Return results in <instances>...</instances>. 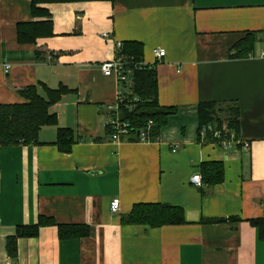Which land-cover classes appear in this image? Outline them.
I'll return each instance as SVG.
<instances>
[{
    "label": "crops",
    "instance_id": "0c3cea01",
    "mask_svg": "<svg viewBox=\"0 0 264 264\" xmlns=\"http://www.w3.org/2000/svg\"><path fill=\"white\" fill-rule=\"evenodd\" d=\"M43 6L54 34L20 43L18 24L40 20L32 0H0V104L26 101L19 91L30 85L42 96V84L71 89L50 107L58 123L40 128L39 143L0 148V264H264V240L250 222L264 216V0ZM250 32L253 52L230 57ZM128 40L143 42L144 62L156 66L160 104L177 106L157 141H114L107 132L120 87L101 64ZM210 101L238 102L239 137L249 148L200 135L199 104ZM59 128L76 134L70 152L55 144ZM206 161L225 165L224 181L211 190L191 181ZM115 197L118 212L110 207ZM141 202L179 206L186 223H122ZM40 216L55 223L19 237L11 256L8 238ZM230 217L237 219L204 221ZM58 224H88L90 234L61 239Z\"/></svg>",
    "mask_w": 264,
    "mask_h": 264
},
{
    "label": "trees",
    "instance_id": "16d2710c",
    "mask_svg": "<svg viewBox=\"0 0 264 264\" xmlns=\"http://www.w3.org/2000/svg\"><path fill=\"white\" fill-rule=\"evenodd\" d=\"M84 0H32V13L34 20L21 22L17 26L18 41L20 43H35L38 38L50 37L54 34V25L50 10L43 4L52 2H68ZM113 1V0H109ZM256 32H250L230 49V57H246L253 52ZM118 49V48H117ZM118 56L128 58L133 69L131 92H123L119 99V116L121 121L129 123V133L121 134V141H142V132L146 135V141H157L160 130L168 123L170 115L176 113L177 106H164L159 101L158 74L156 66L144 62V43L137 40L122 42L118 49ZM46 96L38 92L37 85L27 86L19 91L26 99L21 103L0 104V148L4 145L17 143H39V131L44 125L58 123L57 115L50 112V107L58 102L62 96L71 91L61 85L52 89L42 84ZM199 116L202 135L205 130V138L217 141L220 138L215 131H220L225 121L229 128L239 136L240 132V106L238 102H201L199 104ZM153 124L149 126V121ZM212 127V129H209ZM110 136L114 130L107 126ZM76 142V134L72 128H59L55 144L62 152H70ZM222 145V144H221ZM223 146V145H222ZM202 185L211 190L225 179V165L222 161H206L200 165ZM230 218L204 219L207 222L226 221ZM124 224H145L151 227L186 223L184 209L166 203L141 202L135 203L129 213L121 216ZM251 224L258 228L260 239L264 240V216L250 220ZM54 224V220L40 216L37 224L18 225L14 236L8 238L7 248L11 256L17 255V240L19 237L36 236L43 225ZM59 237L71 239L84 237L90 234L88 224H58Z\"/></svg>",
    "mask_w": 264,
    "mask_h": 264
},
{
    "label": "built area",
    "instance_id": "2783aa9c",
    "mask_svg": "<svg viewBox=\"0 0 264 264\" xmlns=\"http://www.w3.org/2000/svg\"><path fill=\"white\" fill-rule=\"evenodd\" d=\"M107 35V34H105ZM116 47L119 49L122 47V42H117ZM155 53L158 57H162L165 55V51L163 49H156ZM264 55V50H263ZM132 63L128 58H125L123 56L116 55L112 60L105 61L101 64V69L103 73L107 76H114L118 80V84L120 87V97L119 99L124 96L122 88L129 87L132 84V74L133 69L130 66ZM6 72L9 71L10 64L6 63L4 64ZM115 110L114 115L108 122V125L112 127L114 130V133L112 134L111 138L112 140L120 141L121 134H128L129 133V123L125 121L120 120L119 116V100L118 103L114 107H111ZM153 124V121H149V126ZM209 129H212V127H209ZM217 136L220 138V144H222L224 147H230L233 144H241L245 148H249V142L248 141H242L239 136L236 135L234 131L229 128L227 121L224 122L223 127L220 131H215ZM205 130H203L202 135H205ZM141 140L146 141V135L144 132L141 134ZM173 150H176V147L173 148ZM191 181L200 186L202 185V176L201 174H195L192 176ZM121 206V200L119 197L113 198L111 201V210L112 212H118L120 210Z\"/></svg>",
    "mask_w": 264,
    "mask_h": 264
},
{
    "label": "bare ground",
    "instance_id": "6f19581e",
    "mask_svg": "<svg viewBox=\"0 0 264 264\" xmlns=\"http://www.w3.org/2000/svg\"><path fill=\"white\" fill-rule=\"evenodd\" d=\"M262 55H263V52H262ZM264 56V55H263Z\"/></svg>",
    "mask_w": 264,
    "mask_h": 264
}]
</instances>
